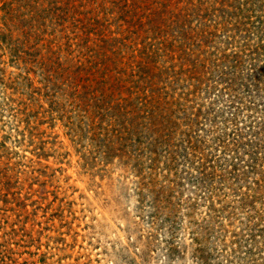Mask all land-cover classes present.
Here are the masks:
<instances>
[{"label":"trees","instance_id":"trees-1","mask_svg":"<svg viewBox=\"0 0 264 264\" xmlns=\"http://www.w3.org/2000/svg\"><path fill=\"white\" fill-rule=\"evenodd\" d=\"M154 1L101 0L89 6V0H11L17 6L7 10L11 18L3 25L12 39L7 41V34L1 31L0 36L8 43L5 45L14 63L23 64V72L12 77L3 75L0 68V85L5 91L13 86L29 88L32 98L31 73L38 72L39 83L47 90L54 86L53 92L60 87L56 79L63 77L61 83L73 90L68 98L75 107L94 103L98 115L102 111L95 123L99 128L105 123L112 126L97 135L103 137L109 152H105L106 157L115 153L118 158L135 161L142 174L141 200L152 206L147 217L153 225H160L159 230L169 233L165 239L169 254L186 253L185 247L178 250L174 244L179 230L189 234L192 243L203 251L213 245L209 241L213 236L219 239L218 234L231 232L232 251L241 254L240 262L233 260V264H244L241 262L245 259L248 264H264V257L262 261L258 258L264 255V0H237V6L232 5L236 0H215L212 17L221 14V20L230 10L236 25L234 33L226 31L219 44L206 46L204 59L199 58V51L196 58L187 61L199 82L193 89L203 92L205 99L195 112L183 109L179 103L182 97L172 99L169 86L163 84L161 77L169 79L171 67H156L158 56H165L167 62L189 45L166 43L158 34L154 40L160 43H152L144 57L135 61L126 55L132 50L121 42L127 38L125 33L137 34L136 19L149 13ZM185 1L160 3L162 8L170 7L173 17L169 20L180 30L191 15L190 7H177ZM187 1H194L198 9L202 6L199 0ZM71 2L85 9L69 12L65 6ZM225 5L229 10L224 11ZM201 17L207 20V16ZM8 24L13 25L12 30ZM50 25L53 29L48 30ZM57 31L69 56L67 64L53 58L60 46ZM201 32L209 37L205 43L215 44L210 40L220 35L208 28ZM50 34L53 45L48 39ZM187 51L193 55L191 47ZM197 66L201 67L199 71ZM85 88L88 92L79 94ZM178 112L186 131L176 120ZM132 146L136 147L135 154ZM159 149L166 159L161 168L157 164ZM164 170L167 173L161 175ZM246 208L251 211L246 215V224L252 228L245 227L247 231L240 233V238L228 226L243 220L240 214L242 210L246 213ZM254 218L257 223L252 226ZM201 262L208 264V256Z\"/></svg>","mask_w":264,"mask_h":264},{"label":"rangeland","instance_id":"rangeland-1","mask_svg":"<svg viewBox=\"0 0 264 264\" xmlns=\"http://www.w3.org/2000/svg\"><path fill=\"white\" fill-rule=\"evenodd\" d=\"M10 1L0 0V31L7 34V41L12 38L3 21L11 18L7 10L17 6ZM89 1L90 6L92 2L101 0ZM161 1H154L151 11L136 19V35L125 33L127 38L124 39L120 34L121 42L132 50L133 53L126 55L135 61L144 57L152 43L153 46L160 43V40H154L158 34L166 43L189 45L193 55L187 51L189 47H184L183 53L179 51L167 62L165 56H158L156 67H171L170 80H164V75L161 77L163 84L169 86L172 99L182 97L179 103L183 109L195 112L205 99L203 92L193 89L199 86V82L187 61L196 58L199 51L202 52L199 58L204 59L207 45L219 44L228 30L234 33L236 19L226 5L224 11H229L221 20V14L212 17L211 9L217 7L215 0H199V5H202L199 9L194 1L189 4L186 0L177 5L178 8L191 9L190 17H186L180 30L169 20L173 17L170 7L162 8ZM77 5L71 2L65 8H69V12L85 9L84 5ZM232 5L237 6V0ZM106 7L110 8L108 4ZM203 15L207 16L206 21L201 17ZM161 19L165 22L161 23ZM8 25L12 30L13 25ZM48 27V30L53 29L51 25ZM203 28L220 34L210 40L215 44L205 43L209 37L202 35ZM56 34L60 46L57 47L58 53H53V58L67 64L69 56L64 51L61 34L59 31ZM180 35H183V40ZM48 39L53 45L51 34ZM0 41V68L3 75L15 77L23 72V64H15L9 55L8 45H5L8 43L2 41L1 36ZM122 51L127 52V49L122 48ZM200 69V66L196 67V71ZM30 77L34 79L32 98L29 88L13 86L5 91L0 85V264H203L201 260L206 256L208 264L240 262L239 250L232 251L230 241L234 236L231 232L218 234L219 239L213 236L209 239L213 245H208L203 251L192 243L189 234L179 230L174 244L178 250L186 248V253L169 254L165 241L169 233L159 230L157 226L160 225L149 221L151 203L141 200L144 197L140 194L139 183L142 174L135 161L126 160L128 157L118 158L115 153L106 157L105 152H109L103 137L97 135L112 126L105 123L99 128V123H95L102 111L98 115L99 110L93 108L94 103L80 109L75 107V102L68 98L73 90L61 83L63 77L56 79L60 80V87L55 92L54 86L47 90L39 83L38 72L31 73ZM157 83L160 86L159 81ZM87 92L85 88L79 94ZM107 113L105 110V115ZM177 114L180 128L186 131L188 128L182 125L181 114ZM133 137L136 139L137 136ZM132 149V154H135L136 147L132 146ZM159 151L157 164L161 168L166 159ZM166 173V170L161 171V175ZM241 212L243 220L228 226L235 229L236 236L240 238L247 231L246 215L251 211L246 208V213L244 210ZM254 223H257L255 218L251 225ZM223 238L227 243L225 246L224 240L221 242ZM263 257L259 255L258 258L262 261ZM246 260L241 263L248 264Z\"/></svg>","mask_w":264,"mask_h":264}]
</instances>
